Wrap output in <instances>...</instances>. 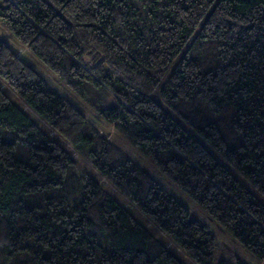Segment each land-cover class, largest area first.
Instances as JSON below:
<instances>
[{
  "label": "trees",
  "instance_id": "obj_1",
  "mask_svg": "<svg viewBox=\"0 0 264 264\" xmlns=\"http://www.w3.org/2000/svg\"><path fill=\"white\" fill-rule=\"evenodd\" d=\"M0 28L33 61L0 33V264H248L218 235L264 264V0H0Z\"/></svg>",
  "mask_w": 264,
  "mask_h": 264
},
{
  "label": "rangeland",
  "instance_id": "obj_2",
  "mask_svg": "<svg viewBox=\"0 0 264 264\" xmlns=\"http://www.w3.org/2000/svg\"><path fill=\"white\" fill-rule=\"evenodd\" d=\"M0 33H2V35H4V39L14 48L17 49L18 52H21V56L24 57L25 59H27L29 61L30 57V53L28 52L27 48L25 46H21L19 45L15 39L8 34L3 28H0ZM32 59V58H31ZM30 63L33 64V61H29ZM53 79H55V77L52 75ZM52 81V80H51ZM52 85L56 86L55 83L52 81L51 82ZM57 88L59 89V87L57 86ZM93 120L95 121L96 124L102 126L103 129L102 132H104L105 134L108 135V138L114 139V128L113 126L110 125H103L104 123L101 122V120L96 116L93 117ZM156 172V171H155ZM90 173L92 175H95L97 177L100 178L102 185L105 188L111 189V183L106 179L103 178L96 170L90 168ZM154 176L158 179V181L163 185V187H165L166 189H168L170 192L172 193H176V196L184 203V204H192V201L187 198L186 195L178 192L175 188L170 186L169 181H167V179L164 178V176L158 172L154 173ZM123 198L125 199V197L123 196ZM126 203L127 205L131 208L133 207V204L131 203V201L129 199H126ZM190 206V205H188ZM139 219L144 222L145 224H149L151 225V222L149 220H146L144 217L139 216ZM237 257H240L242 259H244L248 264H261L259 263L254 257H252L251 255H249L243 248L239 247V248H232L230 245L226 244V241L224 239V237H222L221 235H218L217 237V249H216V261L220 260V259H225L228 263H234L235 259Z\"/></svg>",
  "mask_w": 264,
  "mask_h": 264
},
{
  "label": "built area",
  "instance_id": "obj_3",
  "mask_svg": "<svg viewBox=\"0 0 264 264\" xmlns=\"http://www.w3.org/2000/svg\"><path fill=\"white\" fill-rule=\"evenodd\" d=\"M21 52H19V54H20Z\"/></svg>",
  "mask_w": 264,
  "mask_h": 264
}]
</instances>
